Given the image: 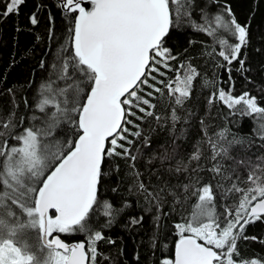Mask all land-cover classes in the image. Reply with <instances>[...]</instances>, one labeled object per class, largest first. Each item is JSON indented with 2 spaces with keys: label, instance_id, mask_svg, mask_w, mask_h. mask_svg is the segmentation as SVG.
I'll return each mask as SVG.
<instances>
[{
  "label": "snow or ice",
  "instance_id": "6c2138e0",
  "mask_svg": "<svg viewBox=\"0 0 264 264\" xmlns=\"http://www.w3.org/2000/svg\"><path fill=\"white\" fill-rule=\"evenodd\" d=\"M23 3L24 0H9L0 16L18 14ZM61 5L74 14L69 30L70 55L61 56L52 65L58 79L66 83V87L56 90L63 99L42 98L37 104L41 112L47 106L54 109L50 116L45 112L43 126L24 127L10 140L0 142V264H96L100 253L95 245L104 236L103 230L94 228L90 221L100 205L98 193L106 161L113 156L135 161L137 157L127 145L133 144L129 133L141 136L129 127L139 128L134 121L144 116L137 113L153 116L144 106L154 108L150 98L154 93L163 95L165 89L175 96L177 104H182L198 75L191 65H181L185 71L181 76L179 69L175 70V87L173 80L163 79L165 73L160 66L172 70L168 62L176 59L167 46L170 29L179 25L170 13V0H61ZM214 19L216 26L236 41L227 50H220L219 56L229 65L238 62L237 71L243 72L242 49L250 42L248 26L238 22L230 8ZM30 22L38 23L35 13ZM197 30L212 35L203 25H198ZM226 44L227 41H220L222 49ZM45 87L52 92L51 82L41 85L42 89ZM218 95L229 108L243 104L244 115L264 116V107L258 106L256 98L248 93L234 97L221 89ZM177 118L173 112V120ZM62 123L68 126L67 131ZM9 126L10 122L2 125L5 129ZM58 131L63 132L65 139H56ZM212 147L215 152L216 145ZM219 154L215 152L213 159ZM199 158V151L191 157ZM166 159L167 155L161 157L162 161ZM176 170L181 169L178 166ZM212 170L221 174L219 165ZM248 181L256 187L242 189L234 182L228 190L242 193V198L235 209L225 207L223 226L215 212L213 186L205 184L194 193L198 195V210L187 223L176 225L179 239L174 257L164 258L161 264H235L233 255L244 226L264 214V167H252ZM139 187L146 190L142 182ZM103 207L109 224L114 214L123 210L114 209L108 201L103 202ZM12 209L26 215L27 225L6 223L5 214L16 217ZM25 227L39 229L40 252L34 254V247L29 251L27 245L18 246L13 239L17 230ZM74 232L89 236L87 248L85 242L69 244L61 238L60 234ZM43 250H47L46 258L42 257ZM245 264L261 261L254 258Z\"/></svg>",
  "mask_w": 264,
  "mask_h": 264
},
{
  "label": "trees",
  "instance_id": "16d2710c",
  "mask_svg": "<svg viewBox=\"0 0 264 264\" xmlns=\"http://www.w3.org/2000/svg\"><path fill=\"white\" fill-rule=\"evenodd\" d=\"M8 2L0 0V10ZM225 8L249 29L250 42L242 49L243 72L237 71L238 62L229 65L219 56L220 50L236 42L215 24V16ZM33 13L36 25L30 22ZM170 13L179 20V25L170 29L167 42L176 59L168 62L172 70L160 66L163 79L173 80L175 87V70L179 69L181 76L185 71L181 65H191L198 75L182 104L165 89L163 95L154 93L150 98L154 108L144 106L153 116L137 113L144 116L134 121L139 128L129 127L141 136L129 133L133 144L127 145L137 157L135 161L122 156L106 161L98 193L100 205L90 221L104 236L95 245L100 253L96 264H161L164 258H172L179 239L176 225L191 220L198 196L194 193L205 184L213 186L215 212L223 225L225 207L235 209L242 198V193L228 190L234 182L242 189L254 188L256 184L248 181L249 172L257 164L264 167V116L244 115L243 104L229 108L218 95L221 89L234 97L248 93L264 107V0H170ZM73 17L57 0H24L18 14L0 16V142L10 140L24 127L43 126L45 112L50 116L54 110L47 106L41 112L37 107L44 93L63 99L56 90L66 83L58 79L52 65L61 56L70 55ZM198 25L211 30L212 35L197 30ZM221 40L227 41L223 49ZM50 82L52 92L41 88ZM173 112L178 117L175 120ZM4 122H10L9 128L2 127ZM61 127L67 131L68 126L62 123ZM56 139H65L63 132L58 131ZM212 144L220 153L215 159ZM197 151L200 158L191 159ZM164 155L168 159L162 161ZM215 165L220 166L221 174L212 170ZM141 182L146 190L139 187ZM104 201L114 209H123L114 214L110 224L104 215ZM35 233L36 243L28 247L29 251L35 248L34 254L41 251L42 244ZM60 235L67 242H89L86 233ZM254 258L264 264V214L244 226L233 255L235 264Z\"/></svg>",
  "mask_w": 264,
  "mask_h": 264
},
{
  "label": "rangeland",
  "instance_id": "374dc122",
  "mask_svg": "<svg viewBox=\"0 0 264 264\" xmlns=\"http://www.w3.org/2000/svg\"><path fill=\"white\" fill-rule=\"evenodd\" d=\"M45 96L53 97L49 93H44L42 98H44ZM198 203H199V200H198V196H197V199H196V202H195V211H194V213L198 210L196 208V205ZM12 211H15V210L12 209ZM17 211H19V210L17 209ZM5 217H4V219H5L6 223L9 226H15L17 223H23V224L27 225V223H28V218L26 217V215H22L20 211H19V213L16 212V217L14 219L8 217L7 215ZM35 230L38 232V235H39V229L38 228L25 227V228H22V229H18L17 230V235L15 237H13V239L18 242V246L27 245L28 247H31V246H29V243L35 242V240H36ZM37 252H40V251H37ZM42 253H43L42 257L46 258L47 257V252H45V251L43 252L42 251Z\"/></svg>",
  "mask_w": 264,
  "mask_h": 264
},
{
  "label": "water",
  "instance_id": "95a60500",
  "mask_svg": "<svg viewBox=\"0 0 264 264\" xmlns=\"http://www.w3.org/2000/svg\"><path fill=\"white\" fill-rule=\"evenodd\" d=\"M59 3H60V5H61V0H57ZM87 7H91V5L90 4H87L86 5ZM61 7H62V5H61ZM63 8V7H62ZM51 214V213H50ZM39 235H40V231H39ZM40 241H41V243H42V239H41V235H40ZM65 242H67V241H65ZM78 242H85V241H83V240H79V241H72V242H67V243H69V244H72V243H78ZM85 244H86V242H85ZM86 248H87V244H86ZM174 253H175V247H174V252H173V257H174Z\"/></svg>",
  "mask_w": 264,
  "mask_h": 264
}]
</instances>
